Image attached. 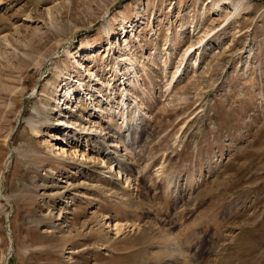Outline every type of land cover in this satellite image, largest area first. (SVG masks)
Segmentation results:
<instances>
[{
    "label": "rangeland",
    "instance_id": "obj_1",
    "mask_svg": "<svg viewBox=\"0 0 264 264\" xmlns=\"http://www.w3.org/2000/svg\"><path fill=\"white\" fill-rule=\"evenodd\" d=\"M0 264H264V0H0Z\"/></svg>",
    "mask_w": 264,
    "mask_h": 264
},
{
    "label": "bare ground",
    "instance_id": "obj_2",
    "mask_svg": "<svg viewBox=\"0 0 264 264\" xmlns=\"http://www.w3.org/2000/svg\"><path fill=\"white\" fill-rule=\"evenodd\" d=\"M40 1H42V0H40ZM50 9V8H49ZM54 116H56V113L54 114ZM59 123L60 124H62V122L61 121H59ZM34 130H37V128L35 127V128H33ZM38 131V130H37ZM59 138H60V136H59ZM112 146H114V147H116L117 146V144H115V143H112L111 144ZM62 152H64L65 153V149H62ZM130 156V155H129ZM129 158H131V157H129ZM110 159H112V157L110 158ZM117 158H113V160H116ZM126 159V158H125ZM118 161H117V165H119V167H120V169L119 170H121L122 168H127V165H125V162H124V159H117ZM112 161V160H111ZM131 164H135L133 161L132 162H130ZM110 165H112V162L110 163ZM122 167V168H121ZM3 174H2V172H1V178H3ZM5 199L6 200H9V197H7V196H5ZM11 241V240H10ZM10 250H11V252H12V250H13V245L11 244L10 245Z\"/></svg>",
    "mask_w": 264,
    "mask_h": 264
}]
</instances>
